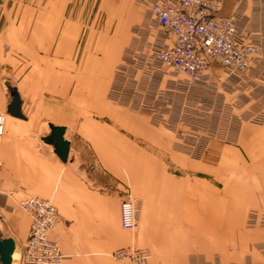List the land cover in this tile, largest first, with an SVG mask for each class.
I'll list each match as a JSON object with an SVG mask.
<instances>
[{
    "label": "crops",
    "instance_id": "crops-1",
    "mask_svg": "<svg viewBox=\"0 0 264 264\" xmlns=\"http://www.w3.org/2000/svg\"><path fill=\"white\" fill-rule=\"evenodd\" d=\"M31 7L6 4L9 20L0 22L2 34L29 28L31 21L22 17ZM80 13L72 1L66 3L50 26L61 34L78 24ZM218 15H235L239 31L258 45L241 85L253 97L244 107L263 108L264 97L254 94L264 92V0H220ZM69 43L68 51L56 50L50 57L56 65L70 61L64 74L74 77L83 59L79 34ZM164 44L171 41L166 38ZM7 51L0 52V191L6 195L0 197V236L14 242L11 264H21L29 235L30 217L16 207L28 197L49 200L56 208L58 222L49 238L57 244L62 264H264V123L241 122L233 144L211 143L216 161L210 165L178 149L176 135L166 124L149 118L138 125L134 115L105 100L111 81L99 103L81 102L85 115L73 120L76 110L69 122L41 119L36 113L39 93L48 90L47 68L23 52ZM37 55L41 61L48 58L47 52ZM62 71L57 65L48 74ZM85 74L94 71L87 68ZM12 82H17L21 119L8 114L6 86ZM75 89L71 83L66 91ZM79 106L78 101L71 105ZM96 106L102 111H95ZM49 125L65 128L70 144L65 163L53 145L42 141L50 133L42 135L43 126L49 130ZM127 199L137 210L131 233L120 226V204ZM120 250L144 258L115 257Z\"/></svg>",
    "mask_w": 264,
    "mask_h": 264
},
{
    "label": "rangeland",
    "instance_id": "rangeland-1",
    "mask_svg": "<svg viewBox=\"0 0 264 264\" xmlns=\"http://www.w3.org/2000/svg\"><path fill=\"white\" fill-rule=\"evenodd\" d=\"M71 1L81 12L80 20L76 26L62 29L61 34L56 33V30L61 29L51 27L50 23L58 18L59 10ZM154 1L0 0L2 24L9 20L6 4L32 6V10H26L22 17L31 21L29 28L11 29L9 34H2L4 30L0 29V52L6 54L8 48L12 54L23 52L32 62H43L47 68L48 90L39 93L38 118L69 122L72 121L71 113L76 110L73 120L74 116L85 115L87 109L81 102L91 99L99 103L105 98L111 81L105 100L114 102L134 115L135 119H139L138 125L149 118L155 124H166L176 135L178 149L213 165L216 148L210 144L216 141L233 144L237 125L249 121L255 111L264 107H244L252 97L244 92L245 88L241 85L248 73L236 77L216 66L215 70L209 69L205 81L193 83L185 75L175 74L159 65L154 59V49L166 47V35L150 15L149 7ZM78 34L81 42L79 52L80 56L83 55L80 74L66 76L64 72L71 65L70 61L63 60L57 62L63 74L49 75L51 68L57 66L51 54L56 50L62 54L68 51L72 46L69 42L75 41ZM39 51L47 52L48 58L39 60ZM87 68L89 72L93 70L94 74L86 75ZM16 83L6 86L10 97L11 92L16 93ZM71 83L76 84V89L73 92L66 91ZM29 96L32 101L36 98ZM254 96L264 97V92ZM77 101L80 103L79 108L71 107ZM94 109L102 111L99 106ZM30 110L34 112V109ZM47 133L49 130L43 126L42 135ZM85 158L91 164L94 163L92 157Z\"/></svg>",
    "mask_w": 264,
    "mask_h": 264
},
{
    "label": "built area",
    "instance_id": "built-area-1",
    "mask_svg": "<svg viewBox=\"0 0 264 264\" xmlns=\"http://www.w3.org/2000/svg\"><path fill=\"white\" fill-rule=\"evenodd\" d=\"M220 0H156L149 12L154 22L171 41V45L154 49L155 61L175 74L185 75L191 82L207 79L212 66L229 75L244 76L250 72L258 45L248 41L237 27L235 15L221 17ZM3 115H0V138L4 133ZM250 122L264 123V108L255 111ZM0 197L6 195L0 191ZM17 209L30 217L29 235L22 246L21 264H62L63 256L49 238L50 230L58 222L53 204L46 199L28 197L17 202ZM120 226L134 231L137 210L133 200L120 204ZM130 256L140 262L144 255H127L123 250L115 257Z\"/></svg>",
    "mask_w": 264,
    "mask_h": 264
},
{
    "label": "water",
    "instance_id": "water-1",
    "mask_svg": "<svg viewBox=\"0 0 264 264\" xmlns=\"http://www.w3.org/2000/svg\"><path fill=\"white\" fill-rule=\"evenodd\" d=\"M8 114L18 119L22 118L20 113V100L15 91L11 92V103L8 108ZM49 131V135L42 138V141L47 145H53L54 154L62 163H65L70 146L69 142L64 139L65 128L49 125ZM14 250L15 245L13 240L2 239L0 236V264H11Z\"/></svg>",
    "mask_w": 264,
    "mask_h": 264
}]
</instances>
